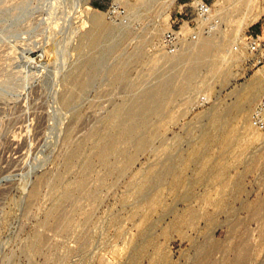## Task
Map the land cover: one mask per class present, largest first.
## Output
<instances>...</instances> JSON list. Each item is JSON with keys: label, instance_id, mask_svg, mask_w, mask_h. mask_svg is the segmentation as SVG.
<instances>
[{"label": "rangeland", "instance_id": "obj_1", "mask_svg": "<svg viewBox=\"0 0 264 264\" xmlns=\"http://www.w3.org/2000/svg\"><path fill=\"white\" fill-rule=\"evenodd\" d=\"M207 1L169 57L191 0H0V264H264V0Z\"/></svg>", "mask_w": 264, "mask_h": 264}, {"label": "built area", "instance_id": "obj_2", "mask_svg": "<svg viewBox=\"0 0 264 264\" xmlns=\"http://www.w3.org/2000/svg\"><path fill=\"white\" fill-rule=\"evenodd\" d=\"M190 20H174L160 38V50L169 57L178 55L185 43L195 42L201 37L210 36L222 26L220 8L207 0H191ZM222 11V10H221ZM118 7L112 6L110 14H119ZM232 53L246 54V62L251 68L264 66V38L261 35H245L231 48ZM248 126L256 132H264V91L255 102L248 115Z\"/></svg>", "mask_w": 264, "mask_h": 264}, {"label": "crops", "instance_id": "obj_3", "mask_svg": "<svg viewBox=\"0 0 264 264\" xmlns=\"http://www.w3.org/2000/svg\"><path fill=\"white\" fill-rule=\"evenodd\" d=\"M259 32H262V28L259 26V27H256L255 30L252 32L254 35L258 34Z\"/></svg>", "mask_w": 264, "mask_h": 264}, {"label": "bare ground", "instance_id": "obj_4", "mask_svg": "<svg viewBox=\"0 0 264 264\" xmlns=\"http://www.w3.org/2000/svg\"><path fill=\"white\" fill-rule=\"evenodd\" d=\"M244 122V121H243Z\"/></svg>", "mask_w": 264, "mask_h": 264}]
</instances>
